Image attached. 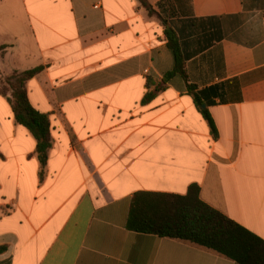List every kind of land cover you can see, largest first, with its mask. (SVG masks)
<instances>
[{
	"label": "crops",
	"instance_id": "crops-1",
	"mask_svg": "<svg viewBox=\"0 0 264 264\" xmlns=\"http://www.w3.org/2000/svg\"><path fill=\"white\" fill-rule=\"evenodd\" d=\"M0 0V76L40 70L36 141L0 95V264H237L196 244L126 228L133 193L200 199L264 240V0ZM187 79L147 103L146 80ZM187 84L207 90L213 137Z\"/></svg>",
	"mask_w": 264,
	"mask_h": 264
},
{
	"label": "trees",
	"instance_id": "trees-1",
	"mask_svg": "<svg viewBox=\"0 0 264 264\" xmlns=\"http://www.w3.org/2000/svg\"><path fill=\"white\" fill-rule=\"evenodd\" d=\"M150 15L154 11L146 0H138ZM166 45L173 56V66L160 80H146V93L142 103L153 99L176 75L187 79L178 37L165 21H162ZM40 67L26 71H14L0 76V95L6 97L14 120L27 128L36 141L35 152L39 161V176L42 178L50 141L48 114L37 111L29 103L25 83ZM197 109L207 121L213 137L217 131L207 109L211 102L205 100L207 90H197L187 84ZM205 105V107H202ZM126 228L132 232L152 234L159 237L184 240L216 252L237 264H264V240L220 211L212 208L199 197V186L190 184L185 194L137 191L133 193L126 219ZM6 246L0 245V253Z\"/></svg>",
	"mask_w": 264,
	"mask_h": 264
},
{
	"label": "water",
	"instance_id": "water-1",
	"mask_svg": "<svg viewBox=\"0 0 264 264\" xmlns=\"http://www.w3.org/2000/svg\"><path fill=\"white\" fill-rule=\"evenodd\" d=\"M202 107H205V105H202Z\"/></svg>",
	"mask_w": 264,
	"mask_h": 264
},
{
	"label": "rangeland",
	"instance_id": "rangeland-1",
	"mask_svg": "<svg viewBox=\"0 0 264 264\" xmlns=\"http://www.w3.org/2000/svg\"><path fill=\"white\" fill-rule=\"evenodd\" d=\"M2 77V76H1Z\"/></svg>",
	"mask_w": 264,
	"mask_h": 264
}]
</instances>
